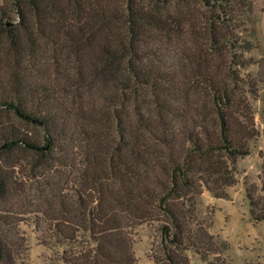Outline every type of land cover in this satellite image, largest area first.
Returning a JSON list of instances; mask_svg holds the SVG:
<instances>
[{
    "label": "trees",
    "instance_id": "16d2710c",
    "mask_svg": "<svg viewBox=\"0 0 264 264\" xmlns=\"http://www.w3.org/2000/svg\"><path fill=\"white\" fill-rule=\"evenodd\" d=\"M248 3L0 2V264H23L27 211L62 264H137L144 222L155 264H191L189 250L230 264L198 200L228 196L257 135Z\"/></svg>",
    "mask_w": 264,
    "mask_h": 264
},
{
    "label": "rangeland",
    "instance_id": "374dc122",
    "mask_svg": "<svg viewBox=\"0 0 264 264\" xmlns=\"http://www.w3.org/2000/svg\"><path fill=\"white\" fill-rule=\"evenodd\" d=\"M240 34L253 44L244 52L246 57L254 60L264 57V0H249ZM241 72L258 79L256 95L250 97L257 135L250 141L249 153L237 160V181L227 187L228 196L215 197L204 189L198 200V211L206 220L212 219L210 232L219 235L228 245L226 254L230 264H264V219L256 221L253 218L247 196L248 187L253 189L254 196L262 193L260 151H264V68L253 62L241 68ZM17 122L22 128L26 126L22 121ZM18 216L21 218L18 226L26 244L23 264H62L59 255L64 246L42 242L41 232L34 222V212H21ZM157 234L153 223L144 222L133 228L137 264H155L151 253ZM188 254L191 264H210L192 250Z\"/></svg>",
    "mask_w": 264,
    "mask_h": 264
}]
</instances>
